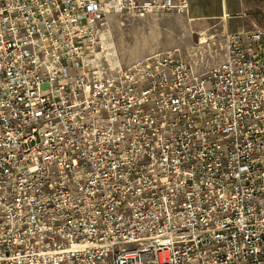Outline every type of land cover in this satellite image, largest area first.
<instances>
[{
	"label": "built area",
	"instance_id": "2783aa9c",
	"mask_svg": "<svg viewBox=\"0 0 264 264\" xmlns=\"http://www.w3.org/2000/svg\"><path fill=\"white\" fill-rule=\"evenodd\" d=\"M186 9L0 0V264H264V31L116 56L112 16Z\"/></svg>",
	"mask_w": 264,
	"mask_h": 264
},
{
	"label": "rangeland",
	"instance_id": "374dc122",
	"mask_svg": "<svg viewBox=\"0 0 264 264\" xmlns=\"http://www.w3.org/2000/svg\"><path fill=\"white\" fill-rule=\"evenodd\" d=\"M259 2V7L249 14L257 27L254 29L264 31V0ZM109 23L116 56L123 67L158 52L176 50L199 74L221 62L225 55L226 36L220 26L194 32L200 25H191L181 15H116Z\"/></svg>",
	"mask_w": 264,
	"mask_h": 264
},
{
	"label": "crops",
	"instance_id": "0c3cea01",
	"mask_svg": "<svg viewBox=\"0 0 264 264\" xmlns=\"http://www.w3.org/2000/svg\"><path fill=\"white\" fill-rule=\"evenodd\" d=\"M259 5V0H187L186 12L181 17L191 25H200L194 32L220 26L227 36L257 28L249 13Z\"/></svg>",
	"mask_w": 264,
	"mask_h": 264
}]
</instances>
